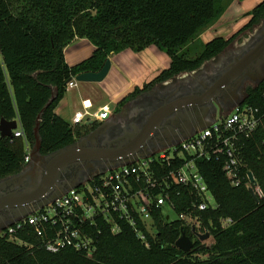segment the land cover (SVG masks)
I'll list each match as a JSON object with an SVG mask.
<instances>
[{
	"label": "trees",
	"instance_id": "trees-1",
	"mask_svg": "<svg viewBox=\"0 0 264 264\" xmlns=\"http://www.w3.org/2000/svg\"><path fill=\"white\" fill-rule=\"evenodd\" d=\"M225 8L223 0H0V121H17L14 130L23 132L20 137L13 135L14 130L11 137L0 134V180L27 166L25 156L35 144L37 117L53 95L39 119L42 155L74 143L96 126H73L55 113L73 76L100 70L110 54L156 46L169 57V66L122 98L114 106L120 111L128 100L155 84L199 69L264 20L262 0L250 12L249 21L230 38L193 43ZM75 38L87 39L94 50L70 66L64 48ZM242 103L258 108L263 115L255 132L237 143L240 172H252L263 197L256 203L244 184H230L223 156L196 159L215 202L206 210H194L201 230L212 237L210 244L200 242L184 222L166 221L158 209L153 212L157 232L154 236L146 232L147 246L128 222L121 221L120 230L112 233L99 220L85 228L93 238L91 258L72 248L53 253L25 226L13 235L23 244L8 235L0 236V264H264V80L247 88ZM171 187L176 213L192 203L197 205L190 187ZM225 220L230 222L225 225ZM183 234L193 240L189 253L175 246Z\"/></svg>",
	"mask_w": 264,
	"mask_h": 264
},
{
	"label": "built area",
	"instance_id": "built-area-1",
	"mask_svg": "<svg viewBox=\"0 0 264 264\" xmlns=\"http://www.w3.org/2000/svg\"><path fill=\"white\" fill-rule=\"evenodd\" d=\"M76 76L66 83V91L77 85ZM77 110L70 123L84 125L88 120H105L92 115L86 105ZM262 114L250 105L237 103L221 119L203 128L190 137L171 146L153 151L144 158L130 164L120 165L101 173L88 176L87 181L73 187L55 198L43 208L0 230V236L8 235L10 240L23 244L14 233L30 226L36 237L40 238L46 250L59 252L72 248L91 258L94 252L93 238L85 229L99 220L106 222L112 233L120 230V222L126 221L141 240L146 241V232L154 236L157 232L153 212L169 207L176 219L191 228L193 235L207 233L201 230L200 218L194 210L203 211L215 206L214 198L200 174L195 161L199 158L212 159L223 156V170L232 186L252 189L262 198L260 186L252 174H241L237 143L241 138L250 137L261 124ZM15 137L23 136L20 129L14 130ZM28 150L25 163L30 162ZM190 187L198 199L187 210L176 213L172 199V185ZM168 221V220H166ZM225 220L223 224H228ZM193 241V240H192ZM205 243L204 241H201Z\"/></svg>",
	"mask_w": 264,
	"mask_h": 264
},
{
	"label": "water",
	"instance_id": "water-1",
	"mask_svg": "<svg viewBox=\"0 0 264 264\" xmlns=\"http://www.w3.org/2000/svg\"><path fill=\"white\" fill-rule=\"evenodd\" d=\"M110 68L111 61L107 58L100 70L80 73L76 75L75 79L78 82H101L109 73ZM246 80L255 84L264 80V20L262 28L256 36L238 52L231 63L216 74L215 81L206 90H203L201 96L198 94L183 95L180 97L181 99L179 98L180 100L171 103L170 107L163 112L159 109L154 112V115H149L143 126H137L132 131L124 132L121 136L116 135L111 138L107 136V130L115 123L114 119L113 121L108 120L74 143L47 155H42L40 153L39 119L42 111L52 102L53 95L37 117L34 129L35 144L29 152L30 162L19 173L0 180V230L39 208H43L69 189L87 181L88 177L64 178V175L73 166L84 163L91 165L93 161H99L102 163L99 171L103 173L150 155L153 151L142 152L146 149L148 141L157 130L162 129L165 119L181 116L183 107H195V103L202 107L205 103H211L219 110V117L222 105L229 100L231 94L236 98L232 107L242 102L243 98L238 96V91ZM216 116L217 114L209 117L204 111L197 117L196 123L185 127L176 138L162 144L160 149L178 143L210 126L215 122ZM85 124L92 126L94 121L88 120ZM17 126V121L8 122L1 119V136L11 137L12 131ZM100 134L104 135V139L100 140ZM248 191L255 202L259 203L253 190L249 189ZM198 237L201 241H205L210 235L204 233ZM175 246L183 252L189 253L192 250L193 241L189 236L183 234L176 240Z\"/></svg>",
	"mask_w": 264,
	"mask_h": 264
},
{
	"label": "crops",
	"instance_id": "crops-1",
	"mask_svg": "<svg viewBox=\"0 0 264 264\" xmlns=\"http://www.w3.org/2000/svg\"><path fill=\"white\" fill-rule=\"evenodd\" d=\"M261 1L262 0H223L226 6L224 12L217 20L203 29L193 43L197 45L204 44L216 37H223L225 39L230 38L249 21L250 12ZM242 35L243 33L230 45L238 42L240 38H248L246 36L242 37ZM249 40H251V38ZM247 43H245V45ZM245 45L237 50L227 48L223 54L221 53L222 55L220 54L205 62L213 65V69L210 71H205L204 69V71L208 76L217 74L221 69L231 63V59L234 55ZM93 50L94 46L87 39L75 38L64 48L65 61L68 65L72 66L89 57ZM108 58L111 61V68L104 80L101 82H77L76 87H78L80 83H83V90H79L77 96L70 94V91L76 87L67 90L64 97L55 108V113L57 115L61 117V112H64L62 110L63 107L72 109L70 116L68 118H63L67 121H71L74 112L82 110L84 107L83 105L88 107L86 110L92 115L97 112L98 108L102 107H107L112 112V107L122 98L130 94L136 87L142 88L144 84L153 80V78L163 69H166L170 63L169 57L154 45L145 48L141 52L125 50L119 54H110ZM198 70L199 69L190 72V74L185 73L184 75L194 76ZM170 81L172 80H166L163 84H170ZM229 111H226V113ZM224 115L225 112H222L219 119L224 117ZM101 117L103 118V116H100V118ZM113 119V116L110 114L105 120L98 121L94 119L93 121L94 124L98 126L105 121H113Z\"/></svg>",
	"mask_w": 264,
	"mask_h": 264
},
{
	"label": "flooded vegetation",
	"instance_id": "flooded-vegetation-1",
	"mask_svg": "<svg viewBox=\"0 0 264 264\" xmlns=\"http://www.w3.org/2000/svg\"><path fill=\"white\" fill-rule=\"evenodd\" d=\"M237 55L238 53L235 54L231 60L233 61V59ZM204 69L205 71H210L211 69H213V65L205 64L204 67L199 68L194 76L188 75L183 79H176L173 77L169 79L172 80V83L167 85L163 84V82L157 83L150 89L142 91L132 99L128 100L124 104L123 110L120 111L117 116H113L115 123L114 126L107 130V136L110 138L115 137L116 135L121 136V134L126 131H132L137 126H143L145 123V119L149 115H154V112L159 111V109H161L163 112L170 107L171 103L177 101L183 95L189 96L190 94H198L201 96V94H203V90H206L207 87L215 81L216 76V74L208 76ZM249 83L253 82H251L250 80H246L243 82V85L238 91V96H241L242 93H246L245 91L250 86ZM258 84L259 83H254L253 86H256ZM235 101L236 98H234V96L231 94L229 100L224 105H222L221 113L225 112L226 115V111L230 110ZM182 110L183 111H181L180 113L181 116L174 117L173 119H165L163 121L162 129L157 130L153 134V137L150 141H148L146 145V149L142 150V152H152L155 150H159L162 144L176 138V136H178L185 127L189 125L192 126L194 123H196L197 117L204 111H206L209 117H212L215 114H217L218 116L219 113V110L211 103H205L202 107L195 103V107H183ZM98 126H94L87 134H89ZM99 137L100 140L101 138L104 139V135L101 136L100 134ZM101 164L102 163H100L99 161H93L91 165H87L86 163H84L73 166L70 168V171H68L64 175V178L67 179L76 176L79 178H83L91 176L92 174L99 171V168L102 167Z\"/></svg>",
	"mask_w": 264,
	"mask_h": 264
},
{
	"label": "rangeland",
	"instance_id": "rangeland-1",
	"mask_svg": "<svg viewBox=\"0 0 264 264\" xmlns=\"http://www.w3.org/2000/svg\"><path fill=\"white\" fill-rule=\"evenodd\" d=\"M262 28V23L259 25V26H256L254 27L252 30H249V31H246L243 33L242 37L246 36L248 38H240V40L236 43H234L233 45H230L229 46V49H234V50H237V49H240L243 45H245V43H247V41L249 42L250 38L251 40L254 38V36H256V34L258 33V31ZM158 58V57H157ZM139 61V60H138ZM205 64H208V63H205ZM204 67V65H203ZM185 73H182L174 78L176 79H183L185 77H187L188 75H184ZM186 74H190V73H186ZM170 83H172V81H170ZM83 83H80L78 87L72 89L70 91V94L72 95H75L77 96L79 90H83ZM250 86H253L254 83H249ZM249 86V87H250ZM246 92V91H245ZM245 94L246 93H242V95L240 96V98H244L245 97ZM123 107L124 105L122 106L121 110H123ZM62 110L64 112H61V117L62 118H68L70 116V114L72 113V109H68L66 107H63ZM120 111H117L115 107H112V112H111V115L112 116H117V114L120 112ZM108 113V108L107 107H102V108H98L97 112H96V117L100 118V116H105V114ZM102 119V117L100 118ZM216 119L218 120L219 117H216ZM78 139V138H77ZM76 139V140H77ZM164 214H165V220H168V221H171V220H174L176 219V215L173 213L172 210H170L169 207H164ZM206 244H210L212 242V237H209L207 240L204 241ZM201 257H206V255H201Z\"/></svg>",
	"mask_w": 264,
	"mask_h": 264
}]
</instances>
